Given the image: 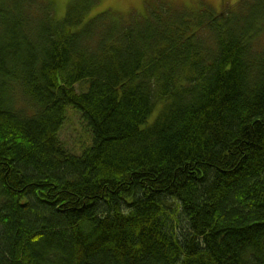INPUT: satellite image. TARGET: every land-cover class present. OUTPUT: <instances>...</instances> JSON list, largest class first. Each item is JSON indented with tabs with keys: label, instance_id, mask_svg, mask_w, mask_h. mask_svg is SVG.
Listing matches in <instances>:
<instances>
[{
	"label": "trees",
	"instance_id": "1",
	"mask_svg": "<svg viewBox=\"0 0 264 264\" xmlns=\"http://www.w3.org/2000/svg\"><path fill=\"white\" fill-rule=\"evenodd\" d=\"M254 1L85 20L0 0V264H264ZM70 110L81 151L59 136Z\"/></svg>",
	"mask_w": 264,
	"mask_h": 264
},
{
	"label": "rangeland",
	"instance_id": "2",
	"mask_svg": "<svg viewBox=\"0 0 264 264\" xmlns=\"http://www.w3.org/2000/svg\"><path fill=\"white\" fill-rule=\"evenodd\" d=\"M54 1L55 13L57 17L64 15L69 4L78 3L77 5L79 6H88V12L84 18L85 20L88 19V17L98 14L100 11L106 10L107 8L118 10L122 13L135 11L136 13L144 14L148 8L156 7L157 4L162 2H169L172 5L183 4L184 7L194 10L201 7H207L219 14H224L228 11L235 12L237 10H243L244 8L247 11L256 6V2L254 0H96L95 3L94 0ZM262 2L259 7L264 6ZM62 125L63 126L59 136L65 146L75 151H81L90 142L91 133L86 124H84L79 112L75 110L68 111L66 121Z\"/></svg>",
	"mask_w": 264,
	"mask_h": 264
}]
</instances>
